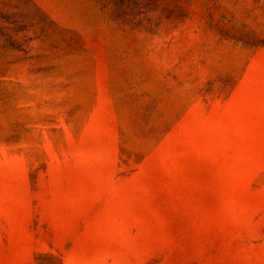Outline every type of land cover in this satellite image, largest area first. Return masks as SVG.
<instances>
[{"label":"rangeland","instance_id":"rangeland-1","mask_svg":"<svg viewBox=\"0 0 264 264\" xmlns=\"http://www.w3.org/2000/svg\"><path fill=\"white\" fill-rule=\"evenodd\" d=\"M0 264H264V0H0Z\"/></svg>","mask_w":264,"mask_h":264}]
</instances>
